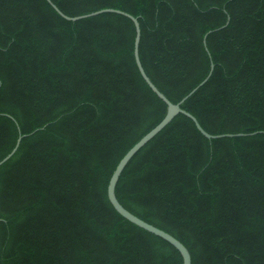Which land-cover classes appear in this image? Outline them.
I'll list each match as a JSON object with an SVG mask.
<instances>
[{
  "label": "trees",
  "instance_id": "16d2710c",
  "mask_svg": "<svg viewBox=\"0 0 264 264\" xmlns=\"http://www.w3.org/2000/svg\"><path fill=\"white\" fill-rule=\"evenodd\" d=\"M69 16L139 20V54L178 114L128 162L120 203L192 264H264V0H52ZM206 36V46L204 43ZM131 18L77 21L0 0V264H183L113 207L110 179L166 116ZM257 132L256 134H251Z\"/></svg>",
  "mask_w": 264,
  "mask_h": 264
},
{
  "label": "water",
  "instance_id": "95a60500",
  "mask_svg": "<svg viewBox=\"0 0 264 264\" xmlns=\"http://www.w3.org/2000/svg\"><path fill=\"white\" fill-rule=\"evenodd\" d=\"M52 7L65 19L70 20V21H77L80 19H84L87 17H92V16H96L99 15L101 13H106V12H116V13H121L124 14L126 16H128L129 18H131L135 24L136 27V38H135V60L137 63V66L139 68V71L142 75V77L144 78V80L147 82V84L151 87V89L167 104L168 106V110H167V114L164 117V119L156 126L154 127L150 132H148L145 136H143L125 155L124 157L120 160L119 164L117 165L111 179L108 185V197L110 202L112 203L113 207L116 209V211L122 215L124 218H126L127 220H129L130 222H132L133 224L147 230L150 233H153L163 239H165L166 241L170 242L172 245H174L182 254L183 256V264H192V256L191 253L189 252L188 248L179 240L177 239L175 236H173L172 234L168 233L167 231L143 220L142 218H140L139 216L135 215L134 213H132L131 211H129L126 207H124L120 201L117 198L116 195V186L117 183L120 179V176L123 172V170L125 169L126 165L128 164V162L132 159V157L143 147L145 146L150 140H152L159 132H161L178 114L182 113L188 117H190L196 124L198 130L207 138L209 139H213V138H221V137H234V136H244L247 135L245 133H237V134H231V133H227V134H218V135H214L211 134L209 132H207L202 125L200 124V122L198 121V119L191 114L190 112L186 111L185 109H183L181 107V105L183 104V102H185L191 95H193L201 86H203L208 79L210 78L213 70H214V64L212 63L211 65V70L209 75L197 86L195 87L188 95H186L180 102L178 103H173L171 100L168 99V97L159 90V88L153 83V81L151 80V78L147 75L143 64L141 62L140 59V54H139V44H140V40H141V27H140V23L139 20L134 17L133 15L121 11V10H116V9H112V8H106V9H101V10H97L94 12H91L89 14H84V15H79V16H69L67 14H65L63 11H61L58 6L52 1V0H47ZM205 46H206V36H205V40H204ZM257 132L251 133V134H256ZM23 135L20 134L18 140H17V144L15 146V148L12 150V152L10 154H8L2 161H0V165H2L3 163H5L7 160H9L14 153L17 151V149L20 146V143L22 141Z\"/></svg>",
  "mask_w": 264,
  "mask_h": 264
}]
</instances>
